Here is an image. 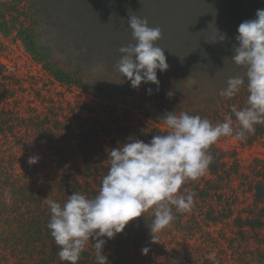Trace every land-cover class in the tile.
<instances>
[{
    "label": "trees",
    "instance_id": "16d2710c",
    "mask_svg": "<svg viewBox=\"0 0 264 264\" xmlns=\"http://www.w3.org/2000/svg\"><path fill=\"white\" fill-rule=\"evenodd\" d=\"M22 5L21 0H0L1 36L15 29ZM23 28L17 30L21 35ZM50 70L63 86H87L78 71L55 66ZM39 82L47 87L54 80L44 81L21 71L18 63L11 65L0 59V191L11 189L15 206L9 228L17 227L20 233L5 245L31 248L42 257L40 264H69L60 260L47 228L51 214L46 199L63 205L74 192L93 198L108 172L111 149L135 139L148 143L168 130L155 129L145 121L138 131L132 123L115 120L109 127L110 140L105 139L102 136L107 131L101 116L96 117L97 106L79 99L78 107L74 101L58 104L51 97L48 109L40 110L37 102L43 89ZM101 91L97 86L94 96L100 98ZM104 108L99 107V111ZM255 127L256 133L264 136V125ZM209 152L213 161L207 173L193 182L198 190L193 191L191 211L175 212L174 222L154 233V240L151 210L130 221L114 239L102 237L107 241L103 254L108 264H264V158L256 157L246 165L233 153L219 152L215 145ZM33 156L39 157L38 163L29 164ZM6 208L0 200V211ZM95 242L90 238L78 264H97ZM3 245L0 241V264H12L9 255L14 258L16 253L27 251Z\"/></svg>",
    "mask_w": 264,
    "mask_h": 264
},
{
    "label": "rangeland",
    "instance_id": "374dc122",
    "mask_svg": "<svg viewBox=\"0 0 264 264\" xmlns=\"http://www.w3.org/2000/svg\"><path fill=\"white\" fill-rule=\"evenodd\" d=\"M17 2V0H13ZM20 18L16 27L6 36L0 35V59L11 65L18 63L21 71L37 75L44 81L54 80L42 87L37 105L48 109L47 100L54 97L58 104L76 100L98 107L97 118L103 119L107 131L102 137L110 140L112 122L132 123L141 131V124L168 130L160 119L168 112H187L207 118L212 124L223 122L234 114L227 111L236 104L246 105V88L240 97L226 99L218 95L227 87L230 76L243 75L244 69L232 61L239 25L256 18L258 9H264V0H21ZM146 18L150 27L162 29L157 45L164 48L169 68L157 70L159 90L155 84L141 83L133 88L126 77H121L114 65L120 57L118 49L134 43L128 27L130 16ZM23 35L17 32L23 27ZM225 35L223 41L216 34ZM76 72L84 77L86 87L63 86L53 78L51 68ZM189 76L195 77L202 89L191 92L185 85ZM97 86L101 97L94 96ZM152 94H148V89ZM173 96L168 97L167 93ZM246 99V100H245ZM73 104V103H72ZM74 105V104H73ZM105 107L103 110L99 107ZM63 107V106H62ZM165 134V133H164ZM77 141L74 142L76 144ZM219 152L233 153L250 165L254 158H264V136L256 133L243 141L222 137L214 144ZM231 157V156H230ZM231 157V161H233ZM235 166V165H233ZM256 170V169H255ZM254 173V171H252ZM188 184V185H187ZM189 191H197L189 181ZM3 193V194H2ZM0 200L7 208L0 211V235L6 249L27 250L9 255L12 264H40L31 248L5 245L20 237L17 227L9 228L15 206L10 188L0 191ZM174 214H175V210ZM8 217V218H6ZM192 249L191 247H189ZM35 249V248H33ZM194 250V249H193ZM200 249L197 250L199 252ZM33 253V254H30ZM23 258V263L19 256ZM1 264H7L2 262ZM11 264V263H10Z\"/></svg>",
    "mask_w": 264,
    "mask_h": 264
},
{
    "label": "clouds",
    "instance_id": "9594fccd",
    "mask_svg": "<svg viewBox=\"0 0 264 264\" xmlns=\"http://www.w3.org/2000/svg\"><path fill=\"white\" fill-rule=\"evenodd\" d=\"M128 27L134 43L118 49L120 57L114 68L134 89L141 83H151L158 91L157 70L165 72L169 68L164 48L157 45L162 29L150 27L146 18L135 15L130 16ZM218 36L220 41L226 38L217 32L214 40ZM236 40L238 46L231 59L244 69V74L230 76L227 87L218 93L232 99L246 88V105L230 106L235 122L232 116L212 124L199 115L168 112L160 118L168 129L165 134L153 136L148 143L129 140L108 152L109 169L93 198L74 192L63 205L46 199L51 214L47 228L61 261L78 264L90 238H94L97 264H108L103 254L107 241L102 237L114 239L130 221L149 210L154 215L152 235L170 227L176 219L173 210L191 211L195 192L185 185L207 173L213 161L209 149L222 137L234 136L243 141L255 133L256 125H264V9L257 10L256 18L239 25ZM147 91L152 94V89ZM167 95L171 98L173 93ZM38 160L33 156L28 163L36 164Z\"/></svg>",
    "mask_w": 264,
    "mask_h": 264
},
{
    "label": "water",
    "instance_id": "95a60500",
    "mask_svg": "<svg viewBox=\"0 0 264 264\" xmlns=\"http://www.w3.org/2000/svg\"><path fill=\"white\" fill-rule=\"evenodd\" d=\"M185 85L188 86L190 88L191 92H193V93H196L202 89L201 84L193 76H189L187 78V80L185 81Z\"/></svg>",
    "mask_w": 264,
    "mask_h": 264
}]
</instances>
